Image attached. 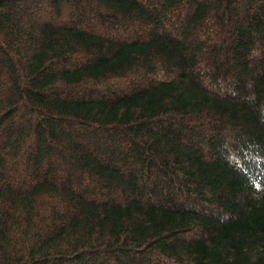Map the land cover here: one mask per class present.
I'll list each match as a JSON object with an SVG mask.
<instances>
[{
	"label": "trees",
	"instance_id": "16d2710c",
	"mask_svg": "<svg viewBox=\"0 0 264 264\" xmlns=\"http://www.w3.org/2000/svg\"><path fill=\"white\" fill-rule=\"evenodd\" d=\"M0 264H264V0H0Z\"/></svg>",
	"mask_w": 264,
	"mask_h": 264
},
{
	"label": "rangeland",
	"instance_id": "374dc122",
	"mask_svg": "<svg viewBox=\"0 0 264 264\" xmlns=\"http://www.w3.org/2000/svg\"><path fill=\"white\" fill-rule=\"evenodd\" d=\"M41 9H42V7H41ZM39 12H40V10L37 11V13H39ZM42 12H43V11H42ZM35 13H36V12H35ZM37 13H36V14H37ZM43 15H44V14H43ZM43 17H45V16H43ZM43 17H40V18H38V19L43 20ZM28 116H29V115H24L25 118H27Z\"/></svg>",
	"mask_w": 264,
	"mask_h": 264
}]
</instances>
